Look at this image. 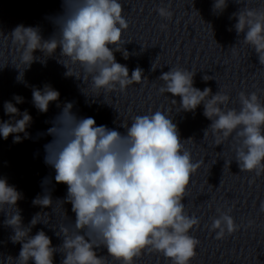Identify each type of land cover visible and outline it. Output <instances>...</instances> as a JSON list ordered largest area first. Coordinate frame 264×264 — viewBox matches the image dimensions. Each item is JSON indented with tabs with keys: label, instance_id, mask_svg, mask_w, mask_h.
Here are the masks:
<instances>
[{
	"label": "clouds",
	"instance_id": "1",
	"mask_svg": "<svg viewBox=\"0 0 264 264\" xmlns=\"http://www.w3.org/2000/svg\"><path fill=\"white\" fill-rule=\"evenodd\" d=\"M61 10L49 17L53 33L45 39L39 27L17 26L11 33L14 42L23 47L21 62L29 68L38 58L52 57L59 49V57L79 63L86 74L92 75V88L105 92L124 91L146 77L136 67L129 75L126 65L116 61L115 52L124 59L129 53L122 44V31L128 23L122 15L119 0H59ZM228 0H213V10L222 12ZM159 15L171 18L172 13L161 7ZM237 35L244 33L243 43L254 49L259 63L264 65V7L248 8L233 13ZM58 62L61 63V59ZM67 61L63 63L66 67ZM156 68L152 65V70ZM195 73L174 67L159 77L164 82L159 91L180 97V109L194 112L203 105V115L211 121L209 131L216 137L238 139L236 162L241 171L264 172V104L255 92L239 93L240 109L224 110L229 95L211 88L194 87ZM23 73L17 79L22 80ZM78 78V77H77ZM205 81L209 80L204 76ZM59 91L50 85L32 88V103L40 113H47L49 105L59 100ZM4 102L8 121H0V137L19 143L29 138L27 129L32 116L27 110L21 113L17 104L24 98L13 97ZM173 103H177L172 99ZM59 113L50 121L46 133L51 139L44 145V162L55 171V182L67 185L63 204H70L75 214L74 230L61 226L55 233L61 238L53 246L43 230L31 235L40 213L23 224L19 209L9 215L4 224L13 229L12 243H19L18 257H8L15 264H54L56 254L60 264H106L112 257L118 264H134L143 251L162 253L172 264H190L197 255L199 241L189 235L199 224L196 217L185 212L182 201L186 195L190 176L201 167L193 162L191 153L184 148L177 124L166 113L155 111L137 115L130 126L118 128L97 125L93 117H80L73 104L65 102ZM21 117L15 119V117ZM24 133L23 138L19 135ZM189 138L188 140H190ZM220 144L218 139V145ZM21 194L6 178H0V207H15ZM50 195L38 196L34 205L47 208ZM264 210V204L261 205ZM228 213L213 220L211 228L217 230L216 239H222L238 230ZM105 248L107 255H98ZM6 264V262H5Z\"/></svg>",
	"mask_w": 264,
	"mask_h": 264
}]
</instances>
